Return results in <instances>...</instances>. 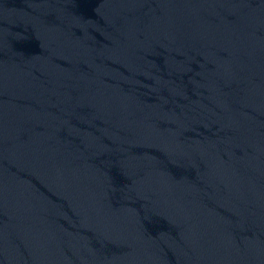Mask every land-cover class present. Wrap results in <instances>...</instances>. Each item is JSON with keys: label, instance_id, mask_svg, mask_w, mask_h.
Returning a JSON list of instances; mask_svg holds the SVG:
<instances>
[{"label": "water", "instance_id": "95a60500", "mask_svg": "<svg viewBox=\"0 0 264 264\" xmlns=\"http://www.w3.org/2000/svg\"><path fill=\"white\" fill-rule=\"evenodd\" d=\"M0 264H264V0H0Z\"/></svg>", "mask_w": 264, "mask_h": 264}]
</instances>
